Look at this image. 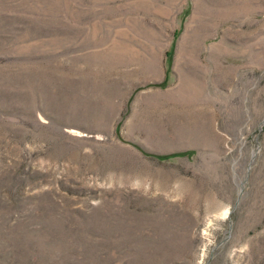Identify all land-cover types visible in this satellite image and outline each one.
<instances>
[{"label":"rangeland","instance_id":"374dc122","mask_svg":"<svg viewBox=\"0 0 264 264\" xmlns=\"http://www.w3.org/2000/svg\"><path fill=\"white\" fill-rule=\"evenodd\" d=\"M0 264H264V0H0Z\"/></svg>","mask_w":264,"mask_h":264}]
</instances>
